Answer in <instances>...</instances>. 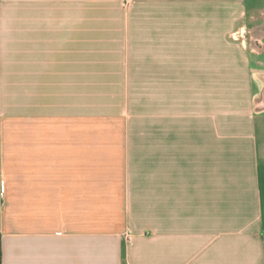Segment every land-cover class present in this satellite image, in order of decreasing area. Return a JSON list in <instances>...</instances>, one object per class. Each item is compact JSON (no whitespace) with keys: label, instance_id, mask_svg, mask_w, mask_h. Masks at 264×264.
Listing matches in <instances>:
<instances>
[{"label":"crops","instance_id":"obj_1","mask_svg":"<svg viewBox=\"0 0 264 264\" xmlns=\"http://www.w3.org/2000/svg\"><path fill=\"white\" fill-rule=\"evenodd\" d=\"M239 6L0 0L2 264H264V2Z\"/></svg>","mask_w":264,"mask_h":264},{"label":"rangeland","instance_id":"obj_2","mask_svg":"<svg viewBox=\"0 0 264 264\" xmlns=\"http://www.w3.org/2000/svg\"><path fill=\"white\" fill-rule=\"evenodd\" d=\"M227 1V12H235L239 9V0H226ZM259 1V3H263L264 0H247L249 7L253 4V2ZM243 4V2H242Z\"/></svg>","mask_w":264,"mask_h":264},{"label":"trees","instance_id":"obj_3","mask_svg":"<svg viewBox=\"0 0 264 264\" xmlns=\"http://www.w3.org/2000/svg\"><path fill=\"white\" fill-rule=\"evenodd\" d=\"M0 264H2V246H1V235H0Z\"/></svg>","mask_w":264,"mask_h":264}]
</instances>
